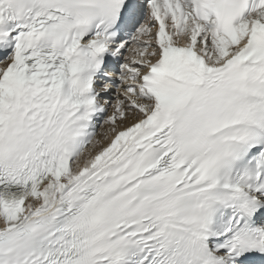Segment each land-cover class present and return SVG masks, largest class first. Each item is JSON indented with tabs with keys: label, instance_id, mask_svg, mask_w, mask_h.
I'll use <instances>...</instances> for the list:
<instances>
[{
	"label": "snow or ice",
	"instance_id": "obj_1",
	"mask_svg": "<svg viewBox=\"0 0 264 264\" xmlns=\"http://www.w3.org/2000/svg\"><path fill=\"white\" fill-rule=\"evenodd\" d=\"M0 264H264V0H0Z\"/></svg>",
	"mask_w": 264,
	"mask_h": 264
}]
</instances>
